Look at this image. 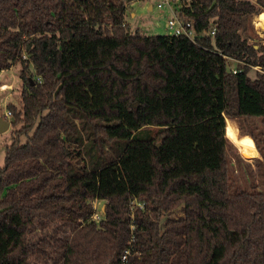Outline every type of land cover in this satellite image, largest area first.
Listing matches in <instances>:
<instances>
[{
    "label": "trees",
    "instance_id": "1",
    "mask_svg": "<svg viewBox=\"0 0 264 264\" xmlns=\"http://www.w3.org/2000/svg\"><path fill=\"white\" fill-rule=\"evenodd\" d=\"M135 1L0 0V71L21 80L0 264H264V73L249 75L264 46L245 36L264 0H170L215 28L197 45L128 32ZM227 118L253 140L263 189L235 186Z\"/></svg>",
    "mask_w": 264,
    "mask_h": 264
},
{
    "label": "rangeland",
    "instance_id": "2",
    "mask_svg": "<svg viewBox=\"0 0 264 264\" xmlns=\"http://www.w3.org/2000/svg\"><path fill=\"white\" fill-rule=\"evenodd\" d=\"M163 0H145L132 2L125 11V22L128 26V32L131 34L136 30L142 34L149 35H167L169 31L165 26L169 19L174 17V5H163L157 8V4H162ZM177 4V3H175ZM151 6V9L149 7ZM177 6V5H175ZM259 15H254L248 20L247 31L245 36L248 38L249 43H259L264 46V29L261 24L264 23V6ZM230 65L236 66L234 62H229ZM258 71L264 73V69L255 66L249 72L251 77H254V72ZM19 65L13 66L10 69L0 71V113L7 110L8 104H14L19 109V93L21 89V80L19 77ZM7 85L9 88H3ZM229 119V118H227ZM226 119V120H227ZM226 122V121H225ZM13 128L0 134V167L4 163L5 148L10 144V137ZM225 135L228 141L226 160L230 161V169L232 170L235 179V186L238 188L244 187L245 189L251 188L250 186L257 185V188L263 189L260 178V165L258 156L251 158L246 156L245 151L255 152L254 143L250 136L241 133L240 127L236 120L229 119L225 126ZM256 153V152H255ZM228 154V157H227ZM260 155V154H259ZM258 183V184H257ZM97 210L101 207L103 202H93Z\"/></svg>",
    "mask_w": 264,
    "mask_h": 264
},
{
    "label": "built area",
    "instance_id": "3",
    "mask_svg": "<svg viewBox=\"0 0 264 264\" xmlns=\"http://www.w3.org/2000/svg\"><path fill=\"white\" fill-rule=\"evenodd\" d=\"M170 3H171L170 0H163L162 4H157L156 7L159 9L163 5L170 4ZM173 13H174V10H173ZM165 28L167 31H169L170 35L187 38L190 42L196 45L199 44V40L200 38H202V36H210L211 38H213L216 33V30L214 27L210 28L209 31H202V33H199L194 29V26L191 21H186V20L183 21L182 19H180V17L176 13H174V17L172 19H169L167 21ZM223 57L226 58L227 63L231 61V62H234L235 64L239 63V64L244 65L243 62L241 61H236L227 56H223ZM228 67L233 74L238 72L236 66H232L229 64ZM3 88L7 89L9 87L7 85H3ZM0 115L2 116L3 119L9 120L11 117V112L7 109L6 111H4V113H0ZM93 209H94V213L92 215V220L95 222L101 221L103 217L102 209L99 208V210H97V207L94 203H93Z\"/></svg>",
    "mask_w": 264,
    "mask_h": 264
},
{
    "label": "water",
    "instance_id": "4",
    "mask_svg": "<svg viewBox=\"0 0 264 264\" xmlns=\"http://www.w3.org/2000/svg\"><path fill=\"white\" fill-rule=\"evenodd\" d=\"M10 127V122L8 120H5L0 115V134L6 132ZM255 149V148H254ZM256 151V150H255ZM246 156L251 158H256V156L259 154V152H251V151H245Z\"/></svg>",
    "mask_w": 264,
    "mask_h": 264
},
{
    "label": "crops",
    "instance_id": "5",
    "mask_svg": "<svg viewBox=\"0 0 264 264\" xmlns=\"http://www.w3.org/2000/svg\"><path fill=\"white\" fill-rule=\"evenodd\" d=\"M149 9H151V6L149 7ZM127 24V23H126ZM99 202H101V201H99ZM104 203V202H103ZM101 209H103V204H101V207H100Z\"/></svg>",
    "mask_w": 264,
    "mask_h": 264
},
{
    "label": "bare ground",
    "instance_id": "6",
    "mask_svg": "<svg viewBox=\"0 0 264 264\" xmlns=\"http://www.w3.org/2000/svg\"><path fill=\"white\" fill-rule=\"evenodd\" d=\"M261 28L264 29V23L261 24Z\"/></svg>",
    "mask_w": 264,
    "mask_h": 264
}]
</instances>
